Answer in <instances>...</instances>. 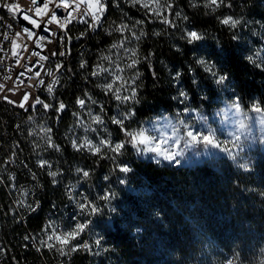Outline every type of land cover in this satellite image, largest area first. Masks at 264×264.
<instances>
[{"label": "trees", "instance_id": "obj_1", "mask_svg": "<svg viewBox=\"0 0 264 264\" xmlns=\"http://www.w3.org/2000/svg\"><path fill=\"white\" fill-rule=\"evenodd\" d=\"M112 1L115 0H109L108 12L116 11V5L112 6L116 2ZM229 2L231 8L221 6L213 12L202 0H172L169 18L175 19V28L142 13L145 36L140 44L141 76L134 100L138 104L131 109L135 122L144 123L155 112L176 115L184 105L202 112L211 122L222 86L197 63L201 58L228 76L243 107L249 109L255 99L264 107V67L246 58L254 55L255 47L261 44L257 32H264V0H225ZM125 9L130 15L138 14L130 6ZM179 10L188 18L185 28L175 17ZM229 15L246 23L230 29L218 19ZM185 29L197 30L204 39L189 44L183 38ZM94 34H101V29ZM98 38L100 43L108 41L104 35ZM82 44H90V35H83ZM177 72L179 83L174 79ZM62 76H66L63 97H73L77 87L82 94L89 91L107 102L96 81L86 80V73L76 68L75 55ZM181 87L189 97L185 104L180 103L182 98H176ZM204 96L206 100L201 99ZM65 115L60 121H65ZM130 124H125L129 131ZM7 128H14V121H7ZM115 138L128 139L119 127ZM249 152L251 170L244 171L223 154L209 157L187 153L179 165L163 160L157 164L151 154L138 155L131 144H126L115 161L105 158L94 165V170L99 171L95 180L83 185L90 197L104 189L114 194L110 206L100 208L91 233L92 237L102 238L106 253L89 256L78 250L73 264H212L211 259H201L211 253L202 250L209 238L222 248L214 252L219 258L216 264H225L223 258L231 249L227 235L230 232L236 236V253L244 258L235 259L236 264H259V259H253L257 255L251 246L255 235L264 236V151L255 146ZM87 157L78 153V158ZM117 164L127 165L132 172L121 173ZM61 168L69 173L73 162H64ZM104 175L109 176L106 182L102 181ZM122 179L126 182L121 183ZM2 190L0 206L7 211L9 198ZM40 191V201H35L38 210L21 216V222L16 217L7 218V213L1 211L2 239L12 254V259L3 264H55L49 254L36 252L27 244L23 248L24 235L41 226L47 211L48 218L61 217V223L71 226L73 211L64 199V181L54 184L47 180ZM59 264H66V259H59Z\"/></svg>", "mask_w": 264, "mask_h": 264}, {"label": "snow or ice", "instance_id": "obj_2", "mask_svg": "<svg viewBox=\"0 0 264 264\" xmlns=\"http://www.w3.org/2000/svg\"><path fill=\"white\" fill-rule=\"evenodd\" d=\"M128 2L135 6L137 4L140 5L142 9L146 10V15H155L156 18L159 19V22L162 24H166L169 27L175 28L176 23L175 19H170L169 17L172 16L171 9L173 7L170 0H166L165 5L163 8L160 5V0H128ZM204 6L206 8H210L213 12L216 11L221 6L231 8L232 4L225 3V0H202ZM40 0H30V4L26 10L21 9L18 0H12L9 3V0H0V7L5 8L8 13L11 15L13 20H16L17 14L23 12L22 18L28 21L29 24L33 26V28H40V24H45L44 32L49 33V35L54 36L56 32L49 29L47 25L55 24L57 28L63 31V35L59 37L61 41V48H67L68 51L61 50L59 52L52 51L50 53L51 56L55 57L57 55L64 56L70 53V47L72 37L68 34L69 29L67 25L72 23L73 20H76L78 23H84L88 25V28L91 30H95L97 28H102L103 25L101 23L103 19L104 12L106 11V3L102 2V0H43L42 6H39ZM85 5V7H81V5ZM153 4H156V7H152ZM49 5H54V8H50ZM195 7L196 5L193 4ZM55 9H62L66 15L62 18H58ZM71 9V10H69ZM164 11L168 12V15H164ZM49 12L51 15L48 16ZM29 13H33L36 16H48L47 20H41L37 22L33 19ZM90 17L89 19H87ZM175 17L180 18L181 12L176 11ZM182 19L187 20V16H183ZM220 23L224 26L229 27L230 29H235L241 22L238 19H235L232 16H224L222 18H218ZM0 20H3V17H0ZM115 24V22H113ZM144 21L138 20L135 21L136 25H142ZM8 29L12 28L11 24L7 25ZM115 31L120 32L123 40H121L118 44L114 43L112 45L113 48H124V41L128 40L127 36H124V33L130 32L131 35L135 39H139L140 37L136 35L135 32H132L129 25L127 23H120L115 25ZM26 35L27 39L31 40L35 36V46L37 48H41L43 50V45L40 41H47L51 43L52 41L48 38V36L38 35L32 29L28 27L21 26L19 31L14 32L12 36H9L7 32L3 33V40L10 41L11 43V56L16 58V65H20V61L24 59V56L18 49L23 48L24 52L28 51L27 43H18V41L24 40V36ZM84 33L82 32L80 36H77L76 39H81ZM140 35H144L143 31H141ZM155 35H160V33H155ZM183 38L187 40L189 44H194L204 39L203 34L198 32L195 29L189 30L185 29L183 33ZM235 38V37H234ZM67 39L68 45H65L63 41ZM3 46L0 45V52H3ZM125 54L128 56L130 63L126 65L127 68L131 69L134 68L135 65L139 62L138 59H133L136 57V50L134 49H125ZM30 56H37L39 57L40 61H46L49 59L48 56L41 55L39 52L33 51L31 52ZM252 63L257 64L258 67L264 66V58L259 56V53H255L254 55H250L246 57ZM104 59H110L109 57H104ZM3 63V60H0V64ZM30 63L29 60L25 62L24 71L20 72L19 76H26V73H33V76L27 77V79H37V84L32 85L31 83L28 84V87H45L46 91L49 95L54 96V85L59 84V80L55 78L54 73L51 70H47L45 75L52 76L53 80L45 85L43 79H40V72L34 71L35 67H39L43 69V65L37 63L33 67H28L27 64ZM204 71L208 72L212 78L214 79L217 85H225V82L228 80V76L226 74H220L217 70L216 65L214 63H210L209 61L201 58L197 61ZM85 66V62H81L80 67L83 68ZM62 64H57L56 70L59 71L62 68ZM98 71L94 70L91 75L92 76H99L101 73H108V75L112 76V79L104 84L98 85L105 92H110L113 97L122 104H127L130 101L136 100L137 91L136 88V79L139 76V73L136 74V77L131 78L130 80L123 76L124 69L116 65L115 70H111L109 68H104L100 65H97ZM11 71V69H9ZM179 76L180 73L177 72L174 79L179 83ZM6 79H11V77H6ZM19 80V77H17ZM119 81V84L117 83ZM195 83V81H193ZM19 83L23 85L24 81L20 80ZM5 89L4 84H0V93H2ZM121 90L124 91L126 94H121ZM9 92L15 94L16 92V85L14 83L12 88L8 89ZM31 93L25 92L19 103L9 99L7 96L3 98L7 100L9 104H15L19 108H25V104L29 100ZM88 101H91L93 104L96 103L95 100L92 99L91 96H88L85 93ZM177 99H180L181 104H185V102L189 99L188 94L180 88ZM202 100H206L207 96L201 97ZM76 103L79 105L80 109L86 108V100L83 98H77ZM41 105L45 110L51 109L55 107V111L57 113H62L66 109V105L62 100H57L56 105L50 103H45L43 100L40 99L39 96H36L31 104V108L36 110V106ZM100 110L103 111V105L100 106ZM239 114L243 117L245 114L250 116L251 119L247 122V128L249 129L248 132L245 133L243 137V142L238 143L236 140L230 138L227 140H220L217 135L213 136L211 134L212 127H210L211 123L209 119H207L206 115H203L202 112H196L195 109H192L190 105L185 106V110L183 113L178 112L175 117L172 119L165 118V128H170L172 130L171 136H161L157 139L155 136L149 135L148 131L145 129H140L138 131H129L125 128V121L130 119L132 116L135 115L133 111H125L123 113L118 114V116L112 117V123L119 126L120 130L123 132L124 136L128 139L122 140L119 142H113L111 139V134L109 133L106 138L99 139L98 143H94L92 140L88 139L87 136L83 137L80 143H77L76 139L71 141L72 146L77 150H86L90 152L92 155H98L101 159L110 158L113 161L117 159L118 156L123 154V149L125 148L126 144H131L133 148L137 150L138 155H145V154H154L153 158L157 164L161 163V160L167 161L169 163H175L179 165L181 160L179 158L185 157L187 153H192V156H219L223 154L227 159L231 160L233 164L243 169L244 171L251 170V157H244L243 152L246 146H251L253 141L259 140L254 135V128L258 125H262L261 131L264 133V107L261 106L259 101L253 102L248 110H244L239 98H235L233 100L225 101V107L219 110L216 115L222 116L223 118L227 119L229 122L234 123L236 114ZM193 113H195L193 115ZM250 113H255V116L250 115ZM76 115L78 119H80L78 113H73ZM88 116L91 117V123L97 125H104L105 121L101 119L100 115H93L91 111L88 112ZM32 117H29L31 120ZM83 124L84 122L80 120ZM199 125V127H197ZM89 130L95 132L96 129L91 127V124H88L84 131L88 132ZM107 132V129H104ZM181 130L183 132L181 133ZM40 131L44 133V139L47 147L55 148L56 151L60 150L59 145H55L52 142L51 138V128H44L41 126ZM30 134H35L30 133ZM182 144V146H181ZM207 146V147H205ZM103 149H107L108 151L112 152L114 155L111 157H106L103 153ZM15 155V153H13ZM191 158V157H189ZM40 167H45L51 169L52 165L46 160H41L39 162ZM119 168V171L124 174H129L132 172V169L127 165H116ZM79 173H82L83 177H89V171L83 169H77ZM34 175V174H33ZM48 175L53 177V183H56L55 177L58 175L56 171H49ZM11 180H14V177H10ZM107 180L108 177H105ZM126 180L122 179L121 183H125ZM15 185H13L14 187ZM264 195V193H262ZM75 199V197H70ZM114 198V194L112 193H105L103 196H100L99 199L110 202L111 199ZM83 202H77V207L81 213H87V215L91 216L96 214L100 211V209L90 200H88L87 196H82ZM20 205H23L24 202L20 201ZM32 211H35V208L32 207L31 204L26 205ZM115 209H112L114 211ZM91 221H85L83 223H77L72 229L61 231L59 228L54 227L52 223H49L45 228L44 232L46 234V239L40 241V244L44 247H47L49 250H56L61 255L67 256L72 252H77L81 248L87 249L88 251H92V246L88 243L84 244H77L72 245L71 241L77 239L81 234H83L86 230H88ZM28 239V237H25ZM102 238H97L95 240V245L99 247L101 245ZM2 251V249H0ZM239 254L237 253V256ZM227 264H234L233 260H228Z\"/></svg>", "mask_w": 264, "mask_h": 264}, {"label": "built area", "instance_id": "obj_3", "mask_svg": "<svg viewBox=\"0 0 264 264\" xmlns=\"http://www.w3.org/2000/svg\"><path fill=\"white\" fill-rule=\"evenodd\" d=\"M11 2L12 0H9V3ZM18 2L23 10H26L30 4V0H18ZM112 2H116V11L104 13L103 18L111 17V25H103L102 19L101 23L103 27L101 28V34H94L92 30L88 28L87 24H85V26H78V22L73 20L75 21V31L68 32V34L72 37L71 44L69 45L71 49L69 54L75 55V66L77 69H81L84 73H86V80H91L93 82V76L91 73L94 70H99L97 65L114 71L116 65L119 64V66L124 69L123 76L129 80L136 77V74L139 73V76L136 79L137 83V80L141 76V72L139 70V56L141 54L140 44L145 36V25H136L135 21L141 20V15L143 12H146V10L142 9L139 4L135 6L131 5L128 0H115ZM153 5L154 7L156 6V4ZM127 6L134 8L138 14L130 15L127 13V9H125ZM55 10L56 12H62L66 15L62 9ZM49 14H51V12H49ZM48 16H39V21L47 20ZM151 16L154 19H157L155 15ZM0 17H3V20H0V45H2L4 49L3 52H0V60H3V63L0 64V84L5 85L4 91L0 93V188L3 189V194L9 198L8 210L5 211L0 206V213L1 211H5L4 213H7V218L16 217L19 219L18 221L21 222V216L34 213V211L26 205L31 204L32 207L35 208V201H40V189H42L43 183L47 180H53V177L48 175L49 171H56L58 173L55 177L56 181L58 179H66V193H64L65 200H70V188L74 184L80 181H91L92 183L95 180L96 173L99 171L94 170V165L103 161L105 158L101 159L100 156L92 155L90 152H88L87 158H78V151L71 143L73 140V132H80V141H77V143H80L85 136H87L88 139L92 140L94 143H98L99 139L106 138L109 133L111 134L112 141L114 143L117 142L115 133L117 127L119 126L112 123V117L118 116V114L127 111V104L129 102L127 104L120 103L110 92L106 93L105 90L99 86L98 87L102 89V94L107 95V102H98V99H96L95 104L88 102L85 98V94H82L76 86V93L73 97H63L62 85L66 76L56 75V70L53 65L50 64L49 59L46 61H40L37 56H35V59H30V63H28L27 66L33 67L37 63L43 65V69L35 67L34 71L40 72L39 78L44 80L45 85L49 84L53 80V77L45 75V72L47 70H51L54 73L55 78L59 80V84L53 86L55 99H53V96L49 95L45 87H28L29 83L36 85L37 79H32L30 81L27 79V77L33 76V73L31 72L26 73V76H19L20 72L24 71L25 62L29 59L26 56V52L23 51V48H20L18 51L21 52L24 59L20 61L19 66L16 65V58L11 56L12 48L10 41L3 40V33L7 32L9 36H11L10 29L7 28V25L13 23V19L8 11L3 7H0ZM17 17H21V12L17 14ZM87 19L90 21L91 18L88 17ZM113 22H115V24ZM120 23H127L131 31L135 32L140 38L137 40L130 32L126 31L124 36H127L128 40L124 41V48H113L112 45L114 43L118 44L121 40H123L120 32L115 31V25ZM44 27L45 24L41 23V28L36 29H44ZM47 27L50 29L49 25H47ZM51 30L54 31V29ZM141 31L144 33L142 36L140 35ZM82 32L84 35H90V44H82V38L76 39V37L80 36ZM63 34V32H56L58 48H61V41L59 37ZM100 35L107 36L108 41L106 43H100V38H98ZM18 43H27L28 48H34L32 45V39L29 40L27 37L25 40L18 41ZM63 43L68 45L67 39H65ZM126 48L136 50V57H133V59H138L139 61L135 67L131 69L126 67V65L130 63L128 56L125 54ZM63 50L68 51L67 48H64ZM34 51H36L35 48ZM104 57H109L110 59H104ZM81 62H85V66L83 68L80 67ZM9 69H11V71H9ZM9 76L11 79H6V77ZM99 76L100 84L107 83L112 79V76L108 75V73H101ZM17 77H19V80ZM20 80L24 81L23 85L19 83ZM14 83L16 85L15 94L8 91L9 88L13 87ZM117 83L119 84V81ZM25 92L31 93L29 100L25 104V108L27 104L33 103L36 96H39L45 103H50L54 106L56 105L57 100H62L67 106L65 121H53V114L57 113L55 111V107L45 110L41 105H37L34 112H26L25 109L19 108L15 104H9L7 100L3 98L4 96H7L9 99L19 103ZM121 94L123 95L126 93L121 90ZM77 98L85 99L86 107L103 105V111L100 110V113H95V115H100L101 119L105 121V128L107 129V132H105L104 129H98L97 124L91 123V117L86 116V108L80 109L79 105L76 103ZM35 112H43L42 122H35ZM73 113H78L79 117L82 118L84 123L81 127H74V118L78 117L73 115ZM30 116L32 117L31 120H29ZM7 121H14V128H7ZM126 122L127 120L125 121V124ZM88 124H91V127L95 128L96 131L93 132L89 130L88 132H85L84 128ZM41 126L52 129V142L55 145L60 146L59 151H56L55 148L47 147L45 139L43 138L44 133L40 131ZM33 132L35 134H30ZM102 151L106 157L112 156V152L107 149H103ZM13 153H15V155H13ZM37 155H44V160L51 163L52 168L49 169L47 166L40 167V164L36 163ZM107 159L109 162L111 161L110 158ZM64 162H73V170H69L68 174H61V165H64ZM77 169L89 171V177H83L82 173H79ZM10 177H14V180H11ZM13 185L15 186L13 187ZM105 193H110V191L102 190L101 194H95V197L87 198L100 209L103 206H108L103 205V200L99 199V197L103 196ZM82 196H84V192L80 197V202H83ZM20 201H23L24 204L20 205ZM54 208L55 207H52L51 209ZM90 217L91 216L87 215V213H83V216L77 217V223L88 221ZM46 219H49L48 211L44 216L41 226L36 230L30 231L29 234L24 235L25 245H23V248H25L27 244L30 245L36 252H45L52 256L55 264H59V259H66V264H73L75 252H72L67 256H63L58 251L49 250L47 247L40 244L41 240L46 239V234L43 231ZM60 219L61 217L53 219L54 227L59 228ZM75 225L76 224H73L71 229ZM2 229V221L0 219V249H2V251H0V264H3V262L8 259H12V254L3 242L1 234ZM25 237H28V239H25ZM78 238H82V234ZM78 238L76 240H72L71 244L77 245Z\"/></svg>", "mask_w": 264, "mask_h": 264}, {"label": "bare ground", "instance_id": "obj_4", "mask_svg": "<svg viewBox=\"0 0 264 264\" xmlns=\"http://www.w3.org/2000/svg\"><path fill=\"white\" fill-rule=\"evenodd\" d=\"M102 2L106 3V11L108 12L109 9V0H102ZM43 4V0H40V4L39 6H42ZM116 3H113V7H115ZM50 8H53V5H49ZM81 7L83 8L84 5L82 4ZM58 18H62L65 15L62 12H56ZM23 12H21V17H17L16 20H13V23H11L12 28L10 29V34L11 36L14 34V32L19 31L21 26L23 27H28L30 29H32L35 33H37L38 35H43V36H48V38L52 41L51 43H48L46 40L45 41H40V43L43 45V50L41 48H37L35 46V39L36 37L34 36L32 39V45L34 46L36 52H39L40 54H44L45 56L49 57V61L50 64L53 65V67L56 70V66L57 64H62L63 67L59 69V71L56 70V75H63L64 74V69L65 66L67 65V63L70 61V59H72V55L70 54H66L64 56H51L50 53L52 51H56L59 52L61 50H63L62 48H58V39L57 36H51L49 35V33L44 32L43 29H36L33 28V26L31 24L28 23V21L24 20L22 18ZM29 15L35 19L37 22L39 21V16L34 15L33 13H29ZM51 14H49L50 16ZM103 25H111V17H104L103 18ZM50 29H54L55 32H63L61 30H59L57 28V26L53 23V24H49ZM78 26H85L84 23H78ZM40 28H41V24H40ZM68 29L69 31H75V21H72V23L68 24ZM101 28H97L95 30H92V32H97L98 30H100ZM26 39V35L24 36V40ZM34 48H28V51L26 52V56L29 59H35V56H30L31 52L34 51ZM65 51V50H64ZM67 52V51H66ZM93 80L96 81V84H100V76H93ZM98 86V85H97ZM98 90L100 92H102V89L98 87ZM88 96H91L93 100L96 101L97 98H95L89 91L86 92ZM106 97L107 95L104 94ZM86 100L87 97L85 96ZM88 101V100H87ZM91 102V101H88ZM98 102H101L100 100H98ZM26 108L28 109L26 112H34V110L31 108V104H27ZM91 111V113L93 115H95V113H100V106H88L86 107V116H88V112ZM67 113V107L66 109L62 112V113H54L53 114V121H60L61 117L63 114ZM80 120H82V118L78 119V118H74V127H81L82 123L80 122ZM43 121V112H35V122H42ZM98 129H105V123L104 125H98ZM172 135V134H171ZM73 139H76L77 141H80V132H73ZM122 141L120 139H117V142ZM79 154L87 156L88 155V151L86 150H80L78 151ZM41 160H44V155H37L36 158V162L39 163ZM73 170V169H72ZM61 174H68L64 171V169L61 168ZM105 177L109 176L104 175L102 181L106 182L107 180L105 179ZM53 181V180H52ZM60 181H64L65 185H66V179H58L56 183H59ZM87 181H80L76 184H74L71 188H70V197H75V199L70 198V200H68V206L71 208V210L73 211L72 214V218H71V226L67 225L66 223H61L59 225V229L61 231H66V230H70L71 227L73 226V224H77V217H81L83 216V213H81L77 207V202H80V197L84 192V196L90 197V195L87 193L86 189H84L83 185L86 184ZM106 191H110L108 189H104ZM101 192H97L96 194H101ZM95 197V196H94ZM111 204V201H104L103 200V205H108V206H103V207H109ZM37 207V206H36ZM99 213H96L94 215H91V217L88 219L91 221V224L89 225L88 230H86L83 234H82V238H78V244H84V243H88L89 245L92 246V251H88L87 249H83L81 248V251H84L85 253H87L89 256H101L102 254L106 253V245L104 244L103 240H101V245L99 247H97L95 245V240L97 238H100L99 235H96L95 237H92L91 233H92V229L94 228V221L97 217ZM52 223L53 224V218H49L46 220L45 222V227L49 224ZM76 240V239H75Z\"/></svg>", "mask_w": 264, "mask_h": 264}, {"label": "rangeland", "instance_id": "obj_5", "mask_svg": "<svg viewBox=\"0 0 264 264\" xmlns=\"http://www.w3.org/2000/svg\"><path fill=\"white\" fill-rule=\"evenodd\" d=\"M165 2H166V0H160V5H161L162 8L165 5ZM152 7H154V5ZM180 12H181V17L180 18H176V20L180 23V25L183 28H185L187 26V24H186L185 20L182 19V17L184 16L182 11H180ZM166 13H167V11H164V15ZM238 20H240V22L242 24L246 23L245 21H243V19H238ZM257 33H258V35L261 36V38H260L261 44L258 45L257 47H255V52L253 54L258 52L259 56L261 58H264V32L263 31H258ZM262 67H264V66H262ZM220 89H221V91H220L219 96H218L220 98V100H219V103H218L217 107L215 108V113H213L212 120H211L210 123L212 124L213 127H215L217 129V137L220 140L224 141V140H227V139H230V138L226 137L224 135V132L220 130V125L218 123V117H217L216 113L220 109L225 107V101H229L230 102L231 100H233V99H235L237 97L240 100V97L235 93V89L232 87V85L229 83V81H226L225 85H222V87ZM256 101H258V100L255 99V100L252 101V103L256 102ZM137 104H138V101H130L128 103V105H127L128 106V111H131V109H133V107L135 105H137ZM185 106L186 105L182 106L178 110V112L183 113L184 110H185ZM243 108H244V110H248V108H245V107H243ZM194 114L195 113H193V115ZM250 115L255 116L256 114L255 113H250ZM175 116L176 115H172L171 116V115H167L165 113H156L155 112L152 115H150L149 118L144 123L135 122L133 120L134 116H132L127 121L131 122V124L129 125L130 131H138L140 129H145V130L148 131L149 135L155 136L157 139H159L161 136H165V135L166 136H171V131L172 130L170 128H165V122H166L165 118L172 119ZM197 127H199V125H197ZM254 135L255 136L259 135L257 126L254 128ZM255 146L261 147V150L264 151V144H261L259 142V140H257L255 143L251 144V146H246L245 147L244 152H243V156L246 157V155H245V153H246V154L249 155L248 157H251L252 154L249 151L252 150L253 147H255ZM151 155H152V159H154L153 158L154 154H151ZM178 159H180V158L178 157ZM227 235H228V238H229V240L231 242V249L226 253V255H225V257L223 259H226V263L225 264H227L228 260H233L234 264H236V260L235 259H244V258H241V257L237 256L236 249H237L238 246H237L236 236H235L234 232H230ZM254 240L255 241L252 244L251 248L253 249V251L256 253L257 256L255 258H253V259H259V264H264V236H259L257 234V235H255ZM212 249H213V251H212ZM221 249L222 248L220 247V245H218L213 239L209 238L207 244L202 248V250H203V252H204V250L207 251V253H209V251H211V253L208 256L203 257L201 259H211V263L212 264H216L217 261L215 259H219V258H217L214 255V252L221 251Z\"/></svg>", "mask_w": 264, "mask_h": 264}, {"label": "clouds", "instance_id": "obj_6", "mask_svg": "<svg viewBox=\"0 0 264 264\" xmlns=\"http://www.w3.org/2000/svg\"><path fill=\"white\" fill-rule=\"evenodd\" d=\"M217 117H218V123L220 125V130L224 132V135L226 137L236 140L238 143H242L245 133L249 131V129L247 128V122L251 119V117L246 114L242 117L239 114V112H237L234 123L229 122L227 119L223 118L222 116L217 115ZM206 118L209 119L208 117ZM210 127H212L211 134L213 136L217 135V129L213 127L212 124L210 125ZM261 128L262 125L258 123L257 129L259 135L256 137L259 138V142L261 144H264V133H262ZM252 143H255V141H253Z\"/></svg>", "mask_w": 264, "mask_h": 264}]
</instances>
